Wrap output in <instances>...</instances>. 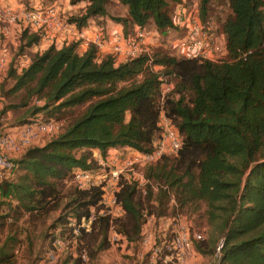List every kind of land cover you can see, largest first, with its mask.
<instances>
[{
  "label": "trees",
  "instance_id": "16d2710c",
  "mask_svg": "<svg viewBox=\"0 0 264 264\" xmlns=\"http://www.w3.org/2000/svg\"><path fill=\"white\" fill-rule=\"evenodd\" d=\"M111 1L70 0L85 6L68 23L81 30L92 19L110 18L129 37L136 26L146 30L152 22L168 33L177 6L192 0H118L127 10L124 18L109 15ZM218 1H226L230 14L219 26L221 52L215 61L159 50L118 64L112 55L99 56L93 45L80 53L78 42H71L32 55L21 71L10 68L12 85L6 90L3 84L1 91L15 102L2 110L0 123L11 111L20 113L14 126L39 117L63 124L44 146L15 159L14 172L0 180V264H14L11 254L23 245L22 236L57 212L44 235L48 251L62 238L75 247L67 262L98 261L110 249V217L98 214L101 187L74 185L66 192L65 183L73 181L75 169L94 167L92 150L103 158L110 149L152 153L162 114L183 137L182 147L146 167L143 188L123 183L117 232L137 249L145 212L157 223L202 213L206 237L193 242L201 256L213 257L224 239L219 264H264V0H200L204 25ZM22 40L25 47L36 46L40 35L25 29ZM164 82L172 89L163 97ZM93 210L96 219L84 227Z\"/></svg>",
  "mask_w": 264,
  "mask_h": 264
},
{
  "label": "built area",
  "instance_id": "2783aa9c",
  "mask_svg": "<svg viewBox=\"0 0 264 264\" xmlns=\"http://www.w3.org/2000/svg\"><path fill=\"white\" fill-rule=\"evenodd\" d=\"M189 5L190 3L185 1L177 6L173 17L174 28L170 30L176 33L175 48L180 55L179 57L215 61L217 60L216 56L218 57L221 52V48L212 28H210V22L204 25L201 21L199 5L198 7ZM19 21L23 24V30L28 29L38 33L41 40L44 43H50V46L55 45L57 47L59 40L68 35L69 38H72L71 42L86 41L88 46H95L99 52L109 40L105 30H101L104 32L95 35L90 33L88 36L79 33L74 25L69 24L63 17L59 16L54 7H36L31 11H22ZM147 37V32L137 26L129 37L124 35L123 30H116L112 34L114 42L108 55L114 56L117 61L120 60L121 62L132 60L141 55L151 57L152 52L146 48ZM71 42L67 41L64 44ZM8 54L5 46H1L0 71L8 63ZM29 62L30 60H27L23 68H26ZM171 89L172 84L164 82L162 85L163 97ZM159 126L160 135L152 153L145 154L131 150L132 156H120L119 149H114V151L107 153L106 157L102 158L103 160H99L92 169H75L73 172L72 182L77 188L89 190L94 187H101L102 194L98 214L110 217L108 231L110 249L135 246L133 243H128L126 238L117 232L114 225V220L124 215L123 205L118 198L123 183L125 181L133 182L143 188L147 184L144 175L146 167L156 163L163 156L177 155L182 147L183 137L166 115L162 114ZM61 127L62 124L59 122L42 121L39 118L34 124L18 127L13 134H2L0 136V172L5 176H11L16 169L15 159L19 158L28 148L44 146L47 141H42V136L51 140L58 135ZM173 205L174 201L172 200L170 210H172ZM96 215L97 213L93 210L89 223H84L83 226L89 228V224L96 219ZM145 217L146 223L137 244L139 259L147 260V264H193L195 258L202 261L204 257L194 249L193 242L205 239L207 227L197 231L191 230L183 223L182 217L177 214L161 220L173 221L174 225L169 234L163 232L160 234V240H157L148 229L150 226H156V217L148 215L147 212H145ZM171 234L172 239H169ZM223 244L224 239H221L216 248V254L213 256L214 264H219ZM53 246L54 248L49 250L38 264H58L60 255L70 250L68 242L62 238H57L53 242ZM191 254H193V259L189 257ZM82 259L84 262H88L86 252L82 253Z\"/></svg>",
  "mask_w": 264,
  "mask_h": 264
},
{
  "label": "rangeland",
  "instance_id": "374dc122",
  "mask_svg": "<svg viewBox=\"0 0 264 264\" xmlns=\"http://www.w3.org/2000/svg\"><path fill=\"white\" fill-rule=\"evenodd\" d=\"M59 0H0V47L5 46L8 51V63L4 66L0 71V114L2 110L15 100L12 98H5L2 94L1 88L3 84L5 85L6 90L10 88L12 82L7 80L8 72L12 66L18 68L19 71L22 70L24 64H26L27 60H30L31 56L40 52V50L35 51V48L39 47V45L44 44L46 47L50 46V43H44L41 38L36 46L32 47H25L24 42L22 40L23 35V24L21 21V12L22 11H31L34 8L38 7H54L56 8L60 17H63L65 21L69 22V19L74 16L78 15V11L80 9L70 8L65 2L67 0L62 1L61 3L58 2ZM56 2V3H55ZM200 0H192L189 6L198 7ZM70 3V0H69ZM194 3V5H193ZM71 4V3H70ZM66 6V7H65ZM85 5L82 4L80 7H84ZM108 12L111 17H126L127 10L125 7L118 3V0H112L108 6ZM230 10L228 8V4L226 1H218L212 5L211 10L208 14V20L210 22V28H212V32L215 34L216 39H218V44L220 42V29L219 26L226 20L229 16ZM108 22L115 23L110 18L106 19H92L89 25L91 26H98L100 28H104ZM147 32V40H146V48L149 49L152 53H156L159 50L167 52L172 51L177 56H180L177 49L175 48V31H170L168 33H161L158 32L154 23H150L146 28ZM104 32V31H98ZM72 37V36H71ZM72 41V38H69L68 35L63 37L57 43V47H62L64 42ZM114 42V41H113ZM217 58V56H216ZM83 108H79L74 112H82ZM20 113L8 112L5 116L1 117L2 122L0 123V136L2 134L8 133V129L11 127H22L13 125L17 115ZM71 114L70 117H72ZM41 118V117H39ZM38 118V119H39ZM37 119V120H38ZM42 121H48V119L41 118ZM63 124V123H62ZM24 126V125H23ZM62 130V129H61ZM59 131V133L61 132ZM58 133V135H59ZM42 141L46 142L50 140V138H46V136H42ZM120 150V149H119ZM120 156H132L131 150L121 149L119 151ZM100 161L103 160L102 158L99 159ZM98 160V161H99ZM98 161H95L98 163ZM96 163L94 166H96ZM9 178L8 176H4ZM74 184L71 179L65 183V191H72L74 189ZM171 211V210H170ZM61 213H53L51 217L47 220L45 225H38L36 228L29 229L26 234H28L29 239L26 238V234H24L21 238L23 241L14 249V252L11 254V260L14 264H38L40 260H42L48 249L50 248V240L48 237L44 238L46 233L48 234V230L46 228L52 224V222L60 216ZM182 219L183 223L191 228V230H202L206 227L204 218L202 217V213L197 214L195 216L181 215L179 214ZM172 217V216H171ZM173 221H161L156 223V226H150L148 229L154 234L157 240H160V234L163 232H168L173 228ZM10 254V253H9ZM70 251H65L60 255V260L58 264H71L67 262ZM138 254V247H126L122 248H112L109 251L101 254L98 261L93 264H141L143 259L137 258ZM190 259H193V254L189 255ZM196 259V258H195ZM192 262L193 264H214L213 257H206L202 259V261L195 260ZM200 262V263H199ZM217 264V263H215Z\"/></svg>",
  "mask_w": 264,
  "mask_h": 264
},
{
  "label": "crops",
  "instance_id": "0c3cea01",
  "mask_svg": "<svg viewBox=\"0 0 264 264\" xmlns=\"http://www.w3.org/2000/svg\"><path fill=\"white\" fill-rule=\"evenodd\" d=\"M64 2V0H59L58 2ZM56 3V2H55ZM65 4H67L70 8H77V9H81V7H80V5H78V6H73V5H71L70 3H69V0H67V2H65ZM66 7V6H65ZM82 8H84V7H82ZM78 30V29H77ZM100 30H105V31H107V33H108V38H109V40L107 41V43H106V45L98 52L99 53V56H101V57H104V56H106V55H108V53H109V51H110V48H111V46H112V44H113V40H112V34H113V32L114 31H120V30H123V28H122V26L121 25H119V24H115V23H111V22H108L107 21V24H106V26L103 28H100V27H98V26H91V25H88L86 28H83V29H81V30H78V32L79 33H83V34H85V35H90V33H93L94 35L95 34H97L98 33V31H100ZM78 42V51L80 52V53H85L87 50H88V48H89V46L87 45V42L86 41H77ZM49 47L47 46L46 47V45H44V44H41V45H39V47H37V48H35V51H37V50H40V52L42 53V52H44L45 50H47ZM117 63L118 64H120V63H122L120 60H118L117 61ZM17 129H18V127H11V128H9L7 131H8V133H11V134H13V133H15L16 131H17ZM48 142V141H47ZM46 142V143H47ZM45 143V144H46ZM125 150H133V149H130V148H127V149H125ZM112 151H114V149H110L109 151H108V153H110V152H112ZM118 151H121V149L120 150H118ZM92 152H93V157H94V159H95V161H98L100 158H103L102 156H101V153H100V151H98V150H92ZM5 175L2 173V172H0V180L4 177ZM5 178H7V177H5ZM70 252H74L75 251V247L74 248H70V250H69ZM107 251H109V250H107ZM106 251V252H107ZM105 253V252H104ZM137 258L139 259V256H138V254H137ZM204 258H206V257H204ZM204 258H202V259H204Z\"/></svg>",
  "mask_w": 264,
  "mask_h": 264
}]
</instances>
